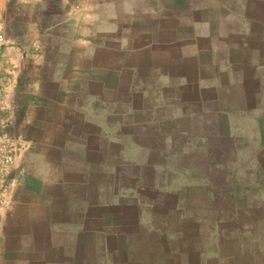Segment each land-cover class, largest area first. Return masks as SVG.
<instances>
[{
    "label": "crops",
    "instance_id": "obj_1",
    "mask_svg": "<svg viewBox=\"0 0 264 264\" xmlns=\"http://www.w3.org/2000/svg\"><path fill=\"white\" fill-rule=\"evenodd\" d=\"M0 33V264H264V0H0Z\"/></svg>",
    "mask_w": 264,
    "mask_h": 264
},
{
    "label": "rangeland",
    "instance_id": "obj_2",
    "mask_svg": "<svg viewBox=\"0 0 264 264\" xmlns=\"http://www.w3.org/2000/svg\"><path fill=\"white\" fill-rule=\"evenodd\" d=\"M3 52L2 48H0V55ZM5 70V68H4ZM2 70L0 64V86L5 81L2 79ZM3 115V114H2ZM0 115V116H2ZM5 118V115L2 116ZM0 125V138L2 141L0 142V170L2 169L3 174H0V190L5 189V183L7 179V175L4 174L5 167L10 166L12 162V151L17 147L14 143L16 136L18 135L17 132H14L13 129L6 127V125ZM4 184V185H3Z\"/></svg>",
    "mask_w": 264,
    "mask_h": 264
},
{
    "label": "built area",
    "instance_id": "obj_3",
    "mask_svg": "<svg viewBox=\"0 0 264 264\" xmlns=\"http://www.w3.org/2000/svg\"><path fill=\"white\" fill-rule=\"evenodd\" d=\"M3 35L0 33V42H2L3 41Z\"/></svg>",
    "mask_w": 264,
    "mask_h": 264
}]
</instances>
